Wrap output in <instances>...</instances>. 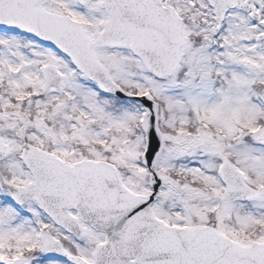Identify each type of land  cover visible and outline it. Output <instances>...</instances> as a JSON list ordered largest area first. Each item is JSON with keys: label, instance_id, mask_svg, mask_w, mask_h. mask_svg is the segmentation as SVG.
<instances>
[{"label": "snow or ice", "instance_id": "snow-or-ice-1", "mask_svg": "<svg viewBox=\"0 0 264 264\" xmlns=\"http://www.w3.org/2000/svg\"><path fill=\"white\" fill-rule=\"evenodd\" d=\"M0 264H264V0H0Z\"/></svg>", "mask_w": 264, "mask_h": 264}]
</instances>
